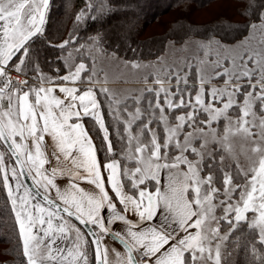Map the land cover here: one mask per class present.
Listing matches in <instances>:
<instances>
[{"label": "snow or ice", "instance_id": "obj_1", "mask_svg": "<svg viewBox=\"0 0 264 264\" xmlns=\"http://www.w3.org/2000/svg\"><path fill=\"white\" fill-rule=\"evenodd\" d=\"M237 2L242 20L182 28L145 61L120 43L139 0H85L59 43L55 0H0L6 255L264 264V0Z\"/></svg>", "mask_w": 264, "mask_h": 264}, {"label": "trees", "instance_id": "obj_2", "mask_svg": "<svg viewBox=\"0 0 264 264\" xmlns=\"http://www.w3.org/2000/svg\"><path fill=\"white\" fill-rule=\"evenodd\" d=\"M207 1L208 0H139L140 8L137 9L138 16L134 21L136 26L133 29L128 42L120 41L122 45V52L128 56L127 58L139 57L143 60L152 59L163 51L165 46L164 38L166 40V37L172 39L174 37H179L182 34V28H191L194 32L200 33L205 31V26L208 28H215L216 23L195 24L192 26L191 23L187 22L185 24V22L179 21L174 22L171 27H168L158 40H145L139 37V27H141V24L155 18L158 12L171 9L179 5L187 4L188 2L196 5H205L209 3ZM84 2L85 0H55L54 7L52 9L53 24L50 29V36L53 43H59L61 40H63L64 36L69 31L71 24L73 23V13L79 8L83 7ZM227 22L228 21L224 20L219 23L221 25H226ZM115 23L117 22L113 21V24ZM120 23H123V21H120ZM233 26L235 27V25ZM98 27V24H93L91 21H88L83 28L79 29V34L82 37L92 34ZM113 39H115V37H113ZM129 43L131 44V48L136 49L135 53L129 49ZM57 54L58 51L56 49L49 48L46 50V55L49 57L54 58ZM5 235L6 234L4 231L0 230V244L2 243L4 246L2 248L3 251H1L5 256V258H2L3 256L1 257L0 264H17L13 258V255L5 254L10 247V245L4 239H2V237Z\"/></svg>", "mask_w": 264, "mask_h": 264}, {"label": "rangeland", "instance_id": "obj_3", "mask_svg": "<svg viewBox=\"0 0 264 264\" xmlns=\"http://www.w3.org/2000/svg\"><path fill=\"white\" fill-rule=\"evenodd\" d=\"M205 5H196L193 3H187L183 5L176 6L171 9L163 10L158 12L155 18L148 20L141 24L139 27V37L143 39H153L158 40L163 32L171 27L174 22H185V24L191 23L192 26L195 24H208L214 23L215 21H240L243 18L239 15V10L244 6L242 3H238L237 0H208ZM74 23L71 24L69 29L74 28ZM68 31V32H69ZM67 34L64 38H67ZM63 38V39H64ZM172 38H167L164 42L167 43L168 40ZM128 57V56H126ZM154 59V58H152ZM151 60V59H147ZM145 60V61H147ZM116 87H138L134 82H129L128 84L121 85L117 84ZM3 244H0V259L5 258L2 253ZM2 250V251H1Z\"/></svg>", "mask_w": 264, "mask_h": 264}]
</instances>
